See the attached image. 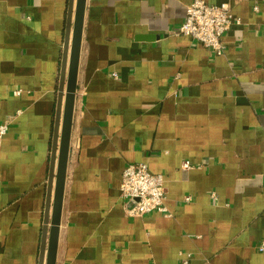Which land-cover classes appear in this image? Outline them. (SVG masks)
<instances>
[{"label":"crops","instance_id":"1","mask_svg":"<svg viewBox=\"0 0 264 264\" xmlns=\"http://www.w3.org/2000/svg\"><path fill=\"white\" fill-rule=\"evenodd\" d=\"M190 1L86 0L56 264H264V0H207L222 55L176 34ZM68 2L0 0V264H39ZM137 162L169 216L125 212Z\"/></svg>","mask_w":264,"mask_h":264},{"label":"water","instance_id":"2","mask_svg":"<svg viewBox=\"0 0 264 264\" xmlns=\"http://www.w3.org/2000/svg\"><path fill=\"white\" fill-rule=\"evenodd\" d=\"M86 0H69L39 264H56Z\"/></svg>","mask_w":264,"mask_h":264},{"label":"built area","instance_id":"3","mask_svg":"<svg viewBox=\"0 0 264 264\" xmlns=\"http://www.w3.org/2000/svg\"><path fill=\"white\" fill-rule=\"evenodd\" d=\"M240 21L232 13L228 2L212 4L207 0H191L185 6L184 20L176 34L189 36L211 49L214 54L222 55L225 50L223 34ZM9 125V119L0 122V150ZM183 167H189V162H184ZM119 192L124 210L129 216H143L151 212L170 215L165 206L164 177L160 173L152 172L145 162L128 163L124 167ZM190 199V196H185L186 201ZM258 249L264 251V241L258 245Z\"/></svg>","mask_w":264,"mask_h":264}]
</instances>
